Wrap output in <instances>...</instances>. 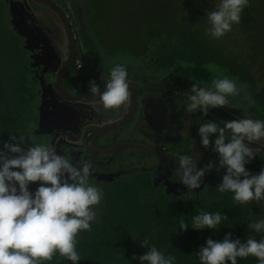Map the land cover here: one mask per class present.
I'll use <instances>...</instances> for the list:
<instances>
[{
	"label": "clouds",
	"instance_id": "obj_1",
	"mask_svg": "<svg viewBox=\"0 0 264 264\" xmlns=\"http://www.w3.org/2000/svg\"><path fill=\"white\" fill-rule=\"evenodd\" d=\"M249 0H219L206 19V34L213 39L224 37L233 25L241 22V15ZM184 69L190 65H182ZM217 78L196 81L187 93L186 111H199L207 116L210 110L240 109L230 98L240 95L235 79L223 75L215 64L205 68ZM128 69L116 63L109 69L104 91L95 81L89 91L98 95L106 110L118 111L130 97ZM194 80L195 78H191ZM203 148L217 155L215 163L201 167L193 156H178L174 175L187 192L200 189L206 173L215 168L223 170L222 182L216 190L232 193V199L242 205L264 201V169L252 174L246 165L261 156L264 150V120L250 117L226 120L221 123L209 119L198 127ZM0 147V264H46L57 254L72 264L82 257L77 251L78 235L90 232L97 222L96 206L104 196L102 188L91 182L97 170L91 158L81 157L74 163L67 156L57 154L55 147L36 143L27 148L23 136L10 135ZM250 145H256L253 149ZM38 184L35 191L30 185ZM183 199V197H180ZM179 231H219L222 221L228 219L220 212L200 211L192 217L189 227L180 215ZM249 232H264V219L247 224ZM145 254L132 257L139 264H175L176 257L166 256L148 239L140 245ZM199 264H238V258L255 257L264 264V237L257 240L249 235L245 241L233 239L231 233L222 241L209 238L196 252Z\"/></svg>",
	"mask_w": 264,
	"mask_h": 264
},
{
	"label": "trees",
	"instance_id": "obj_2",
	"mask_svg": "<svg viewBox=\"0 0 264 264\" xmlns=\"http://www.w3.org/2000/svg\"><path fill=\"white\" fill-rule=\"evenodd\" d=\"M254 1L255 5L258 4V0H249V6L241 15L244 28H250L251 22H254L253 12L258 9ZM149 2L135 12L131 27H128L129 21L126 27L120 28H126L123 30L127 34L120 31L119 27L117 33L120 39L130 40L129 45L135 49V54L140 53L138 59L142 53L147 52L148 45L156 41L157 48L150 49L148 57L155 64L153 67L168 69L184 52L179 47V30H171L164 22L161 10H155V1ZM24 8L19 0H0V147L3 142H11L10 135L17 139L23 136L25 143L22 147L30 146L28 131L33 124V114L28 110L33 108L35 95L32 90L34 80L29 68V38H32L30 34L33 31L30 15ZM95 10L86 5L79 9L83 24H91L95 20L90 16ZM27 22L29 24L25 25ZM127 28L132 29L130 34ZM113 30L103 31L107 33ZM246 168L252 174H258L264 169V164L258 166L253 160ZM223 174V170L217 171L209 182V188L199 194L183 196V199L161 191L151 195L142 194L133 184L115 186L96 206L98 220L92 224L91 231L78 235L77 251L82 257L79 264H139L138 260L132 261V257L145 254L147 249L140 247L145 239L166 256H175V264H199L196 252L205 246L209 238L222 241L229 233L233 239L242 242L249 235L257 240L264 237V232H249L247 227L249 223L264 219V201L242 205L232 199V193L218 192L216 188L222 182ZM200 211L220 212L227 215L228 219L222 221L219 231L191 228L179 231L180 215L185 216L183 219L191 227L192 217ZM46 264L72 262L57 254ZM238 264H258V260L251 256L238 258Z\"/></svg>",
	"mask_w": 264,
	"mask_h": 264
},
{
	"label": "flooded vegetation",
	"instance_id": "obj_3",
	"mask_svg": "<svg viewBox=\"0 0 264 264\" xmlns=\"http://www.w3.org/2000/svg\"><path fill=\"white\" fill-rule=\"evenodd\" d=\"M19 1L24 4L28 16L30 15V25H32L31 30L33 31L30 34L32 38H29V55H31L29 68L34 80L32 89L35 95L34 101L39 95L46 101L42 111H35L34 101L33 108L28 110L32 111L34 133L39 138L36 142L29 140L30 146L36 143H47L55 147L57 154L67 156L74 163L79 161L81 157L91 158L97 166V170L91 176V182L102 188L104 195L109 194L115 186L124 183L135 185L142 194L151 195L161 191L171 197L178 198L191 193L199 194L209 188V182L212 181L217 172L215 168L212 172L206 173L200 189L187 192L186 186L179 183V177L174 175L177 164L158 155L140 148L127 146L117 148L109 153L101 152L122 143H136L153 147L175 159H178V156L182 154L194 157L193 144L185 134L183 127V120L187 112V103L184 104L181 99V97H187L184 96V90L181 88V91L175 90L177 89L176 82L173 83L168 77L165 78L164 76L163 79L159 80V78H149L143 74V71L155 68L153 67L155 64L148 57L150 49L154 50L155 47L153 49L149 44L146 53H142L133 65H127L129 88L133 91L136 101L135 108L131 109V96L118 111L104 109L98 95L70 100L69 97H82L89 94V84L92 81H95L101 90H104L109 69L116 62L103 61L93 44L91 47L95 51L92 50L91 52H94L101 61L98 62L85 56L83 49L79 48V34L76 32L74 24L71 23L63 9L54 0H51L62 10L72 29L75 45L74 57L67 68H64L70 56L71 48L63 25L64 36L61 30L54 29L55 35L53 34L51 43L48 41L46 33L33 20L25 5L27 1L38 2L32 0ZM52 12L54 13V11ZM56 17L58 16L56 15ZM78 19H80V25L83 28L81 16L75 18V21L79 23ZM22 22L25 23V20L22 19ZM27 24L29 23L27 22L25 25ZM136 56L137 53L134 55L135 59ZM143 60L148 61V65L151 67L148 68V65H144L145 70H143L141 67ZM165 101L169 102L171 110L166 111L165 109L163 111L164 119H162L159 111H162L163 107L161 106ZM174 109L176 110L172 111ZM211 111L225 121L241 118L242 115V111H227V113L222 109L220 111L222 114ZM171 112L173 115L175 114L174 123H179L182 127L187 141L179 140L175 144H166L161 139L160 141L157 140L159 139L158 134L165 127L168 114ZM179 113H182L183 118L180 122L177 120ZM202 114L198 111L192 113L190 130L197 141L198 159L196 162L201 167H205L210 162L215 163L217 155L210 150H205L200 143L198 127L210 118L206 116L208 118L205 119V115L202 116ZM64 120H68V122L65 121L66 124H62ZM124 120H127L126 123L115 129L100 133L102 129ZM221 126L223 125L221 124ZM148 140L156 142L157 145H151ZM250 147L255 149L256 145H250ZM261 156H264V150H261ZM254 164L261 166L264 164V159L257 157L254 159ZM37 186L38 184L30 185V191H35Z\"/></svg>",
	"mask_w": 264,
	"mask_h": 264
},
{
	"label": "rangeland",
	"instance_id": "obj_4",
	"mask_svg": "<svg viewBox=\"0 0 264 264\" xmlns=\"http://www.w3.org/2000/svg\"><path fill=\"white\" fill-rule=\"evenodd\" d=\"M149 1H155V10H161L162 16L165 18L164 22L169 25L171 30H179L177 36L180 40L179 47L181 46L184 52L168 69L164 67L150 68L148 71H143L145 70L144 65L149 64L148 61L143 60L141 62L143 74L149 78H159V80L164 76L168 77L173 83L176 82L177 89L175 90L181 91V88L184 90V96H187L193 82L202 80L210 84L212 79L217 78L205 69L207 65L215 64L223 75L236 80L240 95L230 99L233 104L243 105L238 110L223 109V111H242L241 118L247 116L264 120V0H258L257 5L254 1V6L258 9L253 12L254 22H251L250 28H244L240 22L238 25H233L231 32L219 39H213L206 34L207 28L210 27L206 13L213 10L219 0H54L74 24V28L79 34V48L83 49L85 56L98 62L101 61L94 52H91L94 50L91 47L93 44L103 61H114L126 65H133L136 62L135 49L129 45V39L119 38L117 29L119 27V30L124 32L123 29L126 28H120L126 27L129 21L128 27H131L135 12L138 9L141 10L144 3L149 4ZM25 5L33 20L46 33L48 41L52 43L54 29L61 30L64 36L62 24L51 10L30 1L25 2ZM83 5L96 8V10L94 14L92 11V15H90L95 20H92L91 24H82V28L80 19H78V23L75 18L76 16L80 18L79 9ZM114 28L115 30H113ZM104 29L113 31L106 33L103 31ZM127 31L130 34L132 29L127 28ZM54 41L56 40L54 39ZM150 45L154 49L157 45L156 41L153 40ZM139 54L137 53V59ZM184 64L190 65V67L184 69L182 67ZM149 66L147 67L149 68ZM193 77L194 80L191 79ZM181 99L184 104L187 103V97H181ZM45 102L39 95L34 101L35 111H42L45 108ZM161 107L163 108L159 114L164 119L163 111L171 110V105L165 101ZM221 110L213 111L222 114ZM174 115L172 112L168 114V121L158 134L159 139L157 140L161 139L166 144H175L179 140L187 141L182 127L179 123H174ZM177 120L179 122L183 120L182 113H179ZM65 121L68 122V120H64L62 124H66ZM33 127L34 125L28 132H30L31 142H36L39 138L35 136ZM59 129L62 130V128ZM149 142L151 145H157L156 142L148 140Z\"/></svg>",
	"mask_w": 264,
	"mask_h": 264
},
{
	"label": "water",
	"instance_id": "obj_5",
	"mask_svg": "<svg viewBox=\"0 0 264 264\" xmlns=\"http://www.w3.org/2000/svg\"><path fill=\"white\" fill-rule=\"evenodd\" d=\"M32 1H36L38 3H41V4L45 5V6H47L52 11H54V13L60 19V21H61V23H62V25H63V27L65 29L66 35H67V37L69 39L70 48H71L70 56H69L68 60L66 61L65 65H64V68H67V66L72 62L73 57H74V52H75L74 51V46L75 45H74V40H73V35H72V29H71V25H70L67 17L64 15L62 10L54 2H52L51 0H32ZM104 90H101V92H103ZM129 91H130V96H131V109H133L136 106L135 96H134L133 91L131 90V88H129ZM93 96H96V95H92L91 93H89V94H87L85 96H82V97H74L73 96V97H69V98H70V100H75V99L78 100V99H81V98L83 99V98H89V97H93ZM69 98L66 97V99H69ZM192 113H194V112H191V113L188 112V111L186 112L184 120H183V127H184L185 134L187 135V137L191 140V142L193 144L194 159L197 160L198 159L197 141H196L195 136L193 135V133L190 130V119H191ZM207 116H209L213 120L221 123L222 125H223V123L225 121V120L221 119L219 116L215 115L211 110L208 112ZM126 121L124 120V121H120L119 123L112 124V125L108 126L107 128L102 129L100 131V133L104 132V131H107V130L115 129L116 127L120 126L121 124L126 123ZM125 146L131 147V148H140V149L149 151V152H151V153H153L155 155H158V156L166 159L167 161H170V162H172L174 164H178L177 159H175V158H173V157H171L169 155H166V154L158 151L157 149H155L153 147H150V146H147V145H142V144H136V143H126V144L122 143V144L113 146L111 148H108L106 150H102L101 152L109 153V152H112L113 150H115L117 148L125 147Z\"/></svg>",
	"mask_w": 264,
	"mask_h": 264
}]
</instances>
